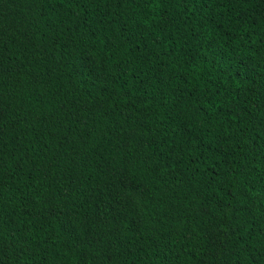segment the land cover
<instances>
[{
    "label": "trees",
    "instance_id": "trees-1",
    "mask_svg": "<svg viewBox=\"0 0 264 264\" xmlns=\"http://www.w3.org/2000/svg\"><path fill=\"white\" fill-rule=\"evenodd\" d=\"M0 264H264V0H0Z\"/></svg>",
    "mask_w": 264,
    "mask_h": 264
}]
</instances>
